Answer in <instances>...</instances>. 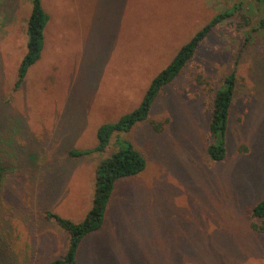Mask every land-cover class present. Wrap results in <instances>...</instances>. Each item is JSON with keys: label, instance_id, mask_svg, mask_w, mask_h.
I'll list each match as a JSON object with an SVG mask.
<instances>
[{"label": "rangeland", "instance_id": "obj_1", "mask_svg": "<svg viewBox=\"0 0 264 264\" xmlns=\"http://www.w3.org/2000/svg\"><path fill=\"white\" fill-rule=\"evenodd\" d=\"M43 1L52 16L45 48L15 90L33 4L0 0V264H48L66 252L69 234L46 212L83 219L96 169L119 138L148 164L118 181L79 264H264V221L253 215L264 199V33L253 29L256 16L241 9L221 23L149 118L115 133L105 151L67 155L95 147L101 125L138 107L215 15L254 0ZM234 70L228 152L214 162L211 102Z\"/></svg>", "mask_w": 264, "mask_h": 264}, {"label": "trees", "instance_id": "obj_2", "mask_svg": "<svg viewBox=\"0 0 264 264\" xmlns=\"http://www.w3.org/2000/svg\"><path fill=\"white\" fill-rule=\"evenodd\" d=\"M32 4L33 8L28 20L27 51L18 69L15 90L22 87L31 67L41 59L47 40L48 26L52 20V16L43 0H32ZM241 9L246 17H249V15L256 16L257 26L253 29L259 31V33H264V0H254L248 5L239 3L215 15L189 42L183 45L171 63L153 78L138 107L124 114L115 122L101 125L98 130V144L95 147L88 149L72 148L67 155L79 158L105 151L115 133L130 131L137 123L148 119L163 88L181 74L209 35L228 17L235 15L238 11L240 12ZM236 83L237 75L236 70H234L225 77L223 84L217 90L211 102L209 133L212 140L207 147V152L214 162L223 161L227 156L229 116L235 96ZM118 144L119 149L110 156L104 157L96 169L93 204L82 220L75 221L54 211L46 212L48 219L56 222L69 234L66 252L61 257L51 260L48 264H79L83 241L89 235L99 231L105 224L118 181L134 177L146 169L147 158L131 141L119 138ZM5 171V167L0 162V189L4 183ZM253 215L264 221V199L254 206ZM257 227L264 231V225H257Z\"/></svg>", "mask_w": 264, "mask_h": 264}]
</instances>
